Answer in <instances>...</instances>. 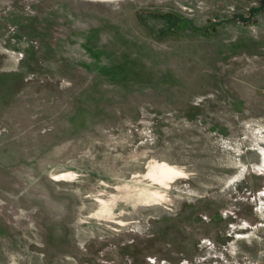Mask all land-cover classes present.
<instances>
[{"label": "rangeland", "instance_id": "1", "mask_svg": "<svg viewBox=\"0 0 264 264\" xmlns=\"http://www.w3.org/2000/svg\"><path fill=\"white\" fill-rule=\"evenodd\" d=\"M258 2L0 0V264H264Z\"/></svg>", "mask_w": 264, "mask_h": 264}, {"label": "water", "instance_id": "2", "mask_svg": "<svg viewBox=\"0 0 264 264\" xmlns=\"http://www.w3.org/2000/svg\"><path fill=\"white\" fill-rule=\"evenodd\" d=\"M261 12H264V0H259L257 6H253L248 10L247 15L243 13H235L230 18L220 21H212L209 25L203 26L201 29L205 31H209L213 26H217L220 24L233 22V21H239L244 24H247L255 19V16ZM182 18H178L177 21L174 23L177 24V22H182ZM186 21H189L191 26L194 28H198L193 22H191L189 19L185 18Z\"/></svg>", "mask_w": 264, "mask_h": 264}, {"label": "trees", "instance_id": "3", "mask_svg": "<svg viewBox=\"0 0 264 264\" xmlns=\"http://www.w3.org/2000/svg\"><path fill=\"white\" fill-rule=\"evenodd\" d=\"M177 19H178V18H175V20H174V22H173V25H174V23L177 21ZM182 19H183L182 22L186 21L185 18H182ZM182 22H177V24L182 23ZM168 30H170V28H168Z\"/></svg>", "mask_w": 264, "mask_h": 264}, {"label": "bare ground", "instance_id": "4", "mask_svg": "<svg viewBox=\"0 0 264 264\" xmlns=\"http://www.w3.org/2000/svg\"><path fill=\"white\" fill-rule=\"evenodd\" d=\"M42 13V12H41ZM55 29V28H54Z\"/></svg>", "mask_w": 264, "mask_h": 264}, {"label": "flooded vegetation", "instance_id": "5", "mask_svg": "<svg viewBox=\"0 0 264 264\" xmlns=\"http://www.w3.org/2000/svg\"><path fill=\"white\" fill-rule=\"evenodd\" d=\"M255 20V19H254Z\"/></svg>", "mask_w": 264, "mask_h": 264}]
</instances>
